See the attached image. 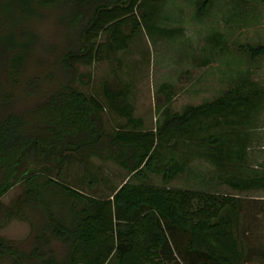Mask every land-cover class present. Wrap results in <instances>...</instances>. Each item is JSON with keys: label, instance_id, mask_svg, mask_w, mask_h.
<instances>
[{"label": "trees", "instance_id": "16d2710c", "mask_svg": "<svg viewBox=\"0 0 264 264\" xmlns=\"http://www.w3.org/2000/svg\"><path fill=\"white\" fill-rule=\"evenodd\" d=\"M162 1L0 0V227L23 216L1 202L15 184L22 185V205L35 213L33 222L25 216L35 228L30 248L0 236V258L8 255L16 264H106L111 258L114 264H244L238 195L145 179L154 173L167 182L203 159L234 190L264 188V170L251 169L247 157L264 86L245 70L209 100L178 111L164 105L155 126L144 128L133 114L127 84L104 82V103L74 84L78 64L125 49L139 28L174 35L175 28L158 26ZM208 2L201 0L197 16ZM48 9L74 31V39L59 58L62 77L45 90L24 72L39 41L32 23ZM248 50L264 54V44ZM20 84L39 99L16 106ZM105 106L125 118L111 132L102 126ZM90 156L129 171L107 197L84 190L85 182L92 188L98 181L88 169ZM74 161L81 173L70 176L67 167Z\"/></svg>", "mask_w": 264, "mask_h": 264}, {"label": "rangeland", "instance_id": "374dc122", "mask_svg": "<svg viewBox=\"0 0 264 264\" xmlns=\"http://www.w3.org/2000/svg\"><path fill=\"white\" fill-rule=\"evenodd\" d=\"M201 4V0H163V17L158 26L175 28L174 35L137 29L125 49L90 65L78 64L75 86L104 103V82L112 87L127 84L133 114L142 120L144 128L155 126L164 105L178 111L186 104L209 100L232 85L245 70L249 78L264 86V54L252 56L248 50L249 45L264 44V2L209 0L204 15L199 17L196 9ZM43 12L32 23L39 41L27 62L24 77L36 76L38 88L47 90L55 88L62 77L59 58L72 43L74 31L56 19L54 10ZM104 40L102 33L98 41ZM26 89L24 84L16 89V106L39 99L37 95H28ZM102 121L103 130L111 132L125 118L105 106ZM259 122L257 128L249 131L251 142L247 149L248 166L257 172L264 170V108ZM88 161V169L97 175L98 181L92 188L85 182L84 190L95 196L107 197L129 176L128 169L112 159L90 156ZM189 166L190 170L167 182L154 173L145 180L238 195L237 232L244 264H264V188L234 190L219 181L211 164L203 159L193 160ZM81 169L78 161H74L67 167V173L77 175ZM1 202L4 207L20 208L23 216L17 215L0 227V236L24 249L30 248L35 233L30 220L33 222L35 213L22 205V185H13L2 195ZM53 245L59 246L55 241ZM0 264L16 263L5 255ZM106 264H114V260L111 258Z\"/></svg>", "mask_w": 264, "mask_h": 264}]
</instances>
